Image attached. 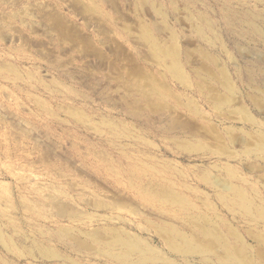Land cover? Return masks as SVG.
I'll use <instances>...</instances> for the list:
<instances>
[{"label": "rangeland", "instance_id": "1", "mask_svg": "<svg viewBox=\"0 0 264 264\" xmlns=\"http://www.w3.org/2000/svg\"><path fill=\"white\" fill-rule=\"evenodd\" d=\"M263 137L264 0H0V264H223L169 227L264 264Z\"/></svg>", "mask_w": 264, "mask_h": 264}, {"label": "bare ground", "instance_id": "2", "mask_svg": "<svg viewBox=\"0 0 264 264\" xmlns=\"http://www.w3.org/2000/svg\"><path fill=\"white\" fill-rule=\"evenodd\" d=\"M155 50L159 57L163 60L170 58L171 51H167L160 46H156ZM169 69L175 73L180 72V65L177 61L169 65ZM260 151L264 152V137L261 141ZM220 184H216L219 186ZM226 192L223 195L224 200H226L231 206L240 208L246 215H255V202L248 196L247 191L241 187H237L230 184L221 185ZM151 199H157L162 201L164 204H176L185 202L181 196H175L170 191H166L164 196L158 193H150ZM259 217L264 219V211L258 210ZM203 235L207 238V241L196 240L195 237L190 236L181 232L174 227L162 228L163 232H167V242L170 246V250L175 253L183 254V256L199 255L202 261L209 260V255L211 257L217 258L223 264H254L248 257L244 249H238L230 244V242L223 238L218 230H212L209 228H202ZM114 244L124 251L117 259L127 262L132 254L143 253L145 251L143 244L135 240L131 236H123L118 234L115 237ZM113 257V256H112Z\"/></svg>", "mask_w": 264, "mask_h": 264}]
</instances>
